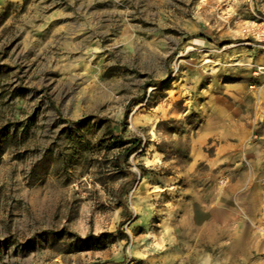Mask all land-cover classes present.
<instances>
[{
    "label": "rangeland",
    "instance_id": "rangeland-1",
    "mask_svg": "<svg viewBox=\"0 0 264 264\" xmlns=\"http://www.w3.org/2000/svg\"><path fill=\"white\" fill-rule=\"evenodd\" d=\"M258 16L0 0V264H264Z\"/></svg>",
    "mask_w": 264,
    "mask_h": 264
},
{
    "label": "trees",
    "instance_id": "trees-1",
    "mask_svg": "<svg viewBox=\"0 0 264 264\" xmlns=\"http://www.w3.org/2000/svg\"><path fill=\"white\" fill-rule=\"evenodd\" d=\"M113 144L117 147H119V146L124 147L126 145H129V147L126 149V153L128 155V154H131V153L138 151L141 148L142 140L139 138H133V139H130L126 142L116 140ZM104 238H107L105 241H107L109 243L114 242V239L109 234H103L99 237L92 236L89 239L81 240V242L82 243L93 242L94 243V246H93L94 249H103V247L100 245H101L102 241L104 242ZM140 263H142V262H139V264Z\"/></svg>",
    "mask_w": 264,
    "mask_h": 264
},
{
    "label": "built area",
    "instance_id": "built-area-1",
    "mask_svg": "<svg viewBox=\"0 0 264 264\" xmlns=\"http://www.w3.org/2000/svg\"><path fill=\"white\" fill-rule=\"evenodd\" d=\"M245 29L246 32L253 35L254 39L259 43V47L264 50V18L256 17ZM255 74L264 75V66L258 67V71Z\"/></svg>",
    "mask_w": 264,
    "mask_h": 264
},
{
    "label": "crops",
    "instance_id": "crops-1",
    "mask_svg": "<svg viewBox=\"0 0 264 264\" xmlns=\"http://www.w3.org/2000/svg\"><path fill=\"white\" fill-rule=\"evenodd\" d=\"M261 101H262V103L264 104V94H263V96H262V100H261Z\"/></svg>",
    "mask_w": 264,
    "mask_h": 264
}]
</instances>
